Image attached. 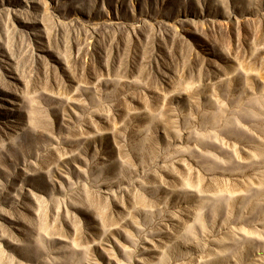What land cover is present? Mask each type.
I'll return each instance as SVG.
<instances>
[{
  "label": "rangeland",
  "instance_id": "374dc122",
  "mask_svg": "<svg viewBox=\"0 0 264 264\" xmlns=\"http://www.w3.org/2000/svg\"><path fill=\"white\" fill-rule=\"evenodd\" d=\"M0 264H264V0H0Z\"/></svg>",
  "mask_w": 264,
  "mask_h": 264
}]
</instances>
